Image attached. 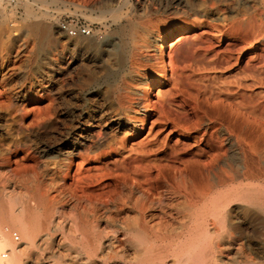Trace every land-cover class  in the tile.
<instances>
[{"label":"rangeland","instance_id":"rangeland-1","mask_svg":"<svg viewBox=\"0 0 264 264\" xmlns=\"http://www.w3.org/2000/svg\"><path fill=\"white\" fill-rule=\"evenodd\" d=\"M186 1L196 13L172 14L165 0H0V229L19 235L13 243L6 233L7 247L19 250L20 264H264V220L241 219L240 202L229 206L231 221L218 223L215 233L207 223V234L190 237L189 223L181 229L177 218H165V235L147 242L115 233L118 223L106 218L108 211L97 220L79 218L72 198L82 192L88 199L107 200L112 183L125 173L146 190L158 168L182 170L220 153L214 142L199 141L217 101L226 107L245 95L244 105L233 106L240 113L236 117L249 116L248 140L264 147V83L258 84L264 82V29L238 23L235 13L222 15L214 9L222 0H206L213 8ZM31 23L43 32L32 33ZM178 29L185 32L164 44L150 43L152 33L166 37ZM149 54L156 60L146 61ZM131 108L138 111L130 114ZM92 117L103 130L121 124L116 143L86 159L56 151L77 138L79 123L88 129L90 122H84ZM197 150L207 157L196 156ZM250 158L253 166L264 167V151ZM149 164L155 166L145 175ZM253 182L243 184L258 185ZM45 190L52 197L48 233H38L30 244L10 215L44 223L38 200ZM211 243L218 248L211 249ZM10 256L8 251L7 260Z\"/></svg>","mask_w":264,"mask_h":264},{"label":"bare ground","instance_id":"bare-ground-1","mask_svg":"<svg viewBox=\"0 0 264 264\" xmlns=\"http://www.w3.org/2000/svg\"><path fill=\"white\" fill-rule=\"evenodd\" d=\"M166 1L167 3L164 8L172 14L177 13L179 11L183 14L196 13L194 5L192 3H188L186 0H165V2ZM220 3L222 7L218 8L217 4L214 9H218V12H222V15L226 13H235L239 17L238 23L245 24L247 27L253 25L252 28H255L253 23H256L257 26H255L260 30L259 32L264 29V0H258L257 6L249 5V1L247 0L238 3L233 2L232 0H222L220 1ZM206 4V0H200L199 7L213 8L214 6V3H210V5L207 6ZM246 15H248V17ZM237 16L234 17L237 18ZM223 18H221L222 21L226 20L225 17ZM248 28L245 29V31H248ZM251 29L249 31H251ZM29 30L34 34L43 32L39 24L37 23H31ZM184 32L185 31L183 29H178L170 33L168 36L164 37L162 34H160V32L157 31L155 33H152L154 35L149 38L150 43H155V45H157L158 43L164 44L165 41L172 39L178 35H181ZM50 34L48 36H50ZM155 36H157V38L159 37L161 40L158 42V39ZM255 36H257V32ZM166 49L167 46L164 47L163 52L161 51V57H165ZM154 59V56L149 54L147 55L146 61H151ZM171 65L172 64L169 63L166 67H171ZM244 77L247 76L245 75ZM262 83H264L262 80L258 81V84H260L261 86L263 85ZM251 86L253 85H249L247 86V88H250ZM152 87H154L153 82H151L149 86L150 91L152 90ZM134 95H137V92L134 91ZM240 97L241 102H233L234 104L229 103L226 104V107H220L219 104L222 103L224 100L219 102L217 101V104L214 103V105L211 106L212 115L207 116V120L209 121V123H207L206 126L207 129H210V132L207 133L206 129V131L204 132V135L206 137H203L202 139L200 138L199 141H203L202 143L205 144H209V141H211V143L214 142V144L217 145L215 148L220 151V153L218 152L219 154L217 153V155L215 156L210 155L211 157H207V152H204V150H197L196 156L207 157L208 161H192L193 163L190 167L183 168L182 170L180 167V169L178 168L175 171H171L166 166L158 168V165H156V169L158 168V173H156L155 177L153 176L154 178L152 182H148L149 188L146 187V190H144V188L142 190L141 185L139 188H136V186L138 185L130 183L128 180L129 175L125 173L123 174L124 176L121 178L116 177L117 180H114V182L112 183L111 193L109 192L107 194V200H99L95 198H93L95 200H92V198L88 199L82 196V192L81 196L77 195L76 193H73L72 198L76 199V206L79 209V218L85 219V221H87L88 218H91L92 220H97L104 216L105 211H108L109 214L107 215V217H105L108 219H115V222L118 223L115 233L119 231L124 236H141L143 237V239L147 240V242L150 241L153 237H157V234L162 237L163 235H165V232H163V229L161 228V221L165 218H177L180 221L181 229L184 228L185 223H189L191 226H188L189 228L186 231V235L190 237L196 235L198 236L200 234H207L208 231L203 226L207 223H210L212 225L213 233H215L217 231L218 223L224 221H231L232 215L229 210V206L233 205L234 202H240L238 208L241 219L244 218L247 220H264V167H260V164L258 162H255L256 164H254V167L251 164L252 159L250 158L251 154L254 153L258 155L259 153L264 151V147L261 148V145L258 147L259 144L257 145L256 143L252 145V141L248 140L249 135H247V133L250 130L248 125L249 116L246 117L247 115L243 114L242 118L236 117L240 113H238L237 110L233 108V106H242L244 105L242 101L244 102V99L245 101L247 100L245 95H241ZM252 97H249L247 105L251 103ZM138 102H135V105L138 106ZM136 110L134 108H131L130 114L135 113ZM145 113L147 116L150 115V109L146 110ZM249 113L251 115L250 111ZM203 118L204 117L199 115L197 117V119L200 121L202 120V122L205 119ZM98 122V119L95 120L94 117L89 118L87 122H84L89 123L88 129L82 128L85 126V124L79 123V125L75 127V131L78 132L77 138L72 142V144L67 145L65 147L63 145H59V148H57L56 151H63L65 154L71 155L79 154L85 157L86 159L89 153L96 150L98 152L100 148L109 147V145H111V143L113 142L115 136L114 133L118 130L120 131L122 126L121 124L117 123L109 127L107 130H103L100 128ZM261 127L262 124L260 128ZM235 128H237V130ZM123 132L124 131H122V133ZM249 133H251V131ZM182 135H184V137H189L186 133ZM202 135L203 134H201V137ZM129 159L130 157L125 160ZM128 164L130 165V163ZM154 166L155 164L152 167L154 168ZM146 167L147 172L145 171V175L151 173V169L153 170L151 164ZM145 168L143 169L145 170ZM84 180L85 181L82 182V184L79 183L81 185L78 187V189L82 191L86 188L85 186H87L88 182V179ZM96 180L97 179L95 178L94 181ZM251 181L258 182V185L243 184L244 182L249 183ZM91 182L92 181H90V183ZM48 195L47 190H45L39 195L38 200V204L42 208V214L44 215V223H42L41 220L40 224H36V221H34L35 218H29V215V217H26L25 219L15 214L14 212V214L11 213L10 215L11 222L16 228H18L19 232L22 234L21 236H23L24 239H27L30 244H33V240L34 238H36L38 233H48V218H51L50 215L52 206V197L49 198ZM173 211L175 213H173ZM80 221L82 220L80 219ZM154 221H158L157 224H152ZM6 233L7 232H5V230L2 231L0 229V253L4 251H9V254L11 256L8 260L6 259V264H20V254L18 252L19 250H16L14 252V250L7 247ZM118 241L119 242H117V244L119 243V246H121V240ZM212 244L213 243L209 245L211 246V249L218 248L217 245H214V247H212ZM94 251H96V248L94 249ZM203 259L208 261L209 258L208 256H203Z\"/></svg>","mask_w":264,"mask_h":264},{"label":"built area","instance_id":"built-area-1","mask_svg":"<svg viewBox=\"0 0 264 264\" xmlns=\"http://www.w3.org/2000/svg\"><path fill=\"white\" fill-rule=\"evenodd\" d=\"M80 32L83 34H87L88 30L82 28ZM5 232H7L10 235L13 243H19V235L16 232L8 231V229H5ZM7 257H8V251H4L0 253V264H5Z\"/></svg>","mask_w":264,"mask_h":264}]
</instances>
